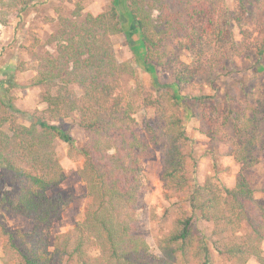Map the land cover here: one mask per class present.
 <instances>
[{"label":"trees","instance_id":"1","mask_svg":"<svg viewBox=\"0 0 264 264\" xmlns=\"http://www.w3.org/2000/svg\"><path fill=\"white\" fill-rule=\"evenodd\" d=\"M35 1L37 0H21L17 4L20 20H23L24 14L34 6ZM51 1L46 0L44 3ZM220 1L223 3L222 8L219 16L215 17L217 8H209L200 1L183 8H171L166 0H114L107 13L98 16L87 15L83 22L74 21L71 28L64 29L58 39L62 54L53 59L45 58L38 76L31 81V86H43L46 89L42 94V100L48 108L44 111L37 110L31 116L33 122L30 127L11 122L10 132L0 128V162L7 164L15 178L26 179L32 187L25 196L18 194L15 201L11 199L9 192H5L0 202L6 205L12 203L14 206L12 211L32 218L34 228L31 237L28 238L31 249L41 250L51 225L59 220L66 205V201L60 198V195L58 198L45 196L46 191L64 180L58 163L52 158L51 153L46 152L48 150L43 149V140L49 136L52 141L59 139L83 155L87 161L88 173L92 174L97 182L103 180L102 183L107 182V185L110 180L115 182L118 192L115 187H111L108 189L113 193L107 194L110 198L117 194L119 201H132L137 197L143 162L153 155L154 146L165 143L161 148L166 159L163 180L183 189L189 184L185 175L188 156L182 152L180 145L190 142L185 118L187 103L193 100L198 106V113L193 109V117L207 121L211 126L210 134L214 136L218 134L222 141L231 145L236 162L242 164L244 170L257 165L261 153H264V102L254 106L227 93L223 99L226 108L222 110L219 106L210 104V96L182 95L186 86H191L198 76L206 75L209 69L213 70L219 63V58L216 64L211 62L212 57L218 54H209L205 50L207 47H214L217 52L225 50V55L231 51L253 52L258 58L253 65L254 71H264V64L261 62L264 57V39H254L250 42L244 38L243 47H240L232 32V22L241 24L248 13L246 6L248 1L235 0L233 10L226 5L225 0ZM254 1L260 8L264 7V0ZM156 9H159L161 14L154 20L152 12ZM106 19L111 21L107 28L111 36L124 33L130 50L139 59V65L150 74L156 88L164 89L159 91L157 99L145 100L147 105L156 108L157 114L164 122L163 127L147 124L144 134L134 132L130 123L131 116L129 117L127 113L128 117L122 119L117 115L122 110L119 100L121 96L118 95L111 101L109 96L105 95V91L110 94V86L96 88L95 94L87 91L89 94L83 100L71 92V85H85L89 77L88 71L96 67L101 73L103 65L108 63L106 56L110 59L112 48H107V34L102 35L101 31L96 34L97 29L103 28L106 24ZM76 28L77 31L80 30L79 33L75 31ZM177 32L184 34L178 36ZM183 51L192 54V61L186 63L181 60ZM67 63H71L72 66L69 68ZM157 67L170 72L174 78L172 84L160 83ZM222 69L224 71L222 74L237 73V70L224 67ZM235 83L239 85L243 84V81L238 80ZM56 88V93H52L51 91ZM98 91H101V96H96ZM184 105L186 108L183 109L185 111L183 115L181 112L179 117L172 116V111H182ZM80 107L83 109L77 110ZM74 110L80 111L81 127L86 130L88 137L96 140L94 135L98 134L96 133L99 131L98 128L104 126L109 134L106 137L107 141L113 143L121 154L117 150L116 154H110L111 149L102 151L97 143L83 149L78 148L68 132L48 124L49 120L62 121ZM102 113L106 114L107 121L103 119ZM229 126L233 127L232 136L225 132ZM171 135L175 140H172ZM23 158L33 163H42L44 170L56 169L57 174L49 178L45 174H34L24 170L19 165ZM110 165L114 169L111 173L109 170L105 171ZM130 183L135 186L128 188ZM101 199L103 201L99 209L89 215L91 227L85 224H81L80 227L82 230H96L100 234L99 238L103 236L104 245L108 252L110 251L109 260L101 256L100 258L89 256L90 259L86 260L83 257V244L79 241L74 244L71 251L67 245L63 247L57 243L58 253L51 258L48 256V259L43 255L40 260L30 255L29 250L25 252L20 246L15 245L14 234L1 222L0 236L6 238L9 251L20 264L46 262L53 264V261L55 264H62L75 258H78L75 264H114V261L115 264H141L149 261V258L154 259L156 256L150 254L151 249L146 240L129 231L131 228L124 222L125 216L122 212L110 218L102 215V208L105 206L103 195ZM189 201L191 216L179 220L178 224L181 227L163 240L165 245L162 250L165 256L173 257L176 252H180L186 257V246L189 245V241L192 242L193 225L202 221L216 225V232L213 235L215 241L204 233L200 235L202 264H214L210 246L220 254L236 258L244 264L252 258L264 264V206H258L249 179L240 174L232 189L219 187L211 182L204 185L196 183L191 189ZM246 229L250 230L247 235L241 232ZM230 237H234V243L227 239ZM66 255L69 260H65ZM183 256L180 258L184 261L182 264H188ZM176 260L175 258V261L170 263L163 260L155 262L178 264Z\"/></svg>","mask_w":264,"mask_h":264},{"label":"rangeland","instance_id":"2","mask_svg":"<svg viewBox=\"0 0 264 264\" xmlns=\"http://www.w3.org/2000/svg\"><path fill=\"white\" fill-rule=\"evenodd\" d=\"M20 1L0 0V128L6 132H10L11 122L30 127L33 122L31 116L37 110L44 111L48 108V105L42 100V94L46 89L43 86H31V81L38 76L42 67L41 63H45V58L52 57L53 59L62 54L58 39L64 29L71 28L74 21L83 22L87 15L98 16L107 13L114 0H52L46 4L44 3L46 0H37L33 3L34 6L24 14L23 20L18 17L17 4ZM166 1L169 2L171 8H183L192 3L201 2L209 8H217L215 17L219 16L223 4L220 0ZM245 1H248L247 4L245 3L248 13L243 22L239 25L232 22L234 39L240 47H243L244 38L250 42L254 39H264V7L260 8L254 0ZM224 2L230 10H233L235 0H225ZM160 14L159 9L154 10L152 12L153 19L157 20ZM110 22L109 19H106L103 28H98L96 31V34L100 31L102 35L107 34V48H112L110 59L105 55L108 63L103 65L101 73L96 67L89 70L86 84L71 85V92L75 97L83 100L89 93L94 92L95 94L96 88L110 86V94L105 91V95L109 96L111 101L116 96H121L119 100H121L122 110L117 115L122 119L131 116L130 123L134 132L144 134L147 124L163 127L164 122L157 114L156 108L147 105L145 100L146 98L157 99L159 91L164 89L156 88L150 74L139 65V59L128 46L126 35L120 33L111 36L107 29ZM72 27L75 28L74 25ZM127 27L128 25H126ZM75 31L80 32V30L77 31V28ZM180 34H184V32H177L178 36ZM174 39L176 40V38ZM205 50L209 54H218V56L212 57L211 62L216 64L219 58L220 64L217 63L213 70L209 69L206 75L198 76L191 86H186L183 96L186 94L210 96V104L217 105L222 110L226 108L223 99L227 93L248 101L254 106L264 102V71H254L253 65L258 60L255 53L231 51L225 55V50L217 52L214 47H207ZM182 53L181 60L183 62L192 61L191 53L187 51ZM80 59H84V57H80ZM261 62L264 64V57ZM67 66L70 68L72 65L67 63ZM222 67L237 70V73L222 74L224 72ZM157 73L162 85L173 83L174 78L168 70L157 67ZM238 80H242L243 84L235 83ZM89 85L90 87H88ZM56 91L57 88L51 92L56 93ZM96 96H101V91H98ZM187 104L185 123L190 142L186 145L181 143L183 146L180 145V149L188 156L185 175L189 184L183 189L174 187L172 182L163 180L166 159L161 148L165 143L154 146L153 155L143 162L137 197L132 201H119L117 194L113 195V198L107 194L113 193L108 189L111 187H115L118 192L115 182L110 180L108 185L107 182L103 184V180L97 182L96 178L88 173L87 161L83 155L59 139L52 141L49 136L43 140V149L51 153L64 175V180L46 191L45 196L58 198L60 195V198L66 201V205L59 220L51 225L45 244L41 246V250H38L37 248L31 249L28 242L34 228L32 218L12 211L14 208L12 203L6 205L0 202V222L14 234L15 245L20 246V249L25 252L29 250L30 255L41 260L43 255L48 259V256L51 258L58 253L57 243L63 247L67 245L68 250L71 251L74 244L79 241L83 244V257L86 260L90 259L89 256L111 259L110 251L108 252V248L104 245L103 236L99 238L100 234L96 230H82L80 227L81 224L91 227L92 222L88 220L89 215L99 209L103 195L105 206L102 208V215L110 218L118 212H122L125 216L124 222L131 228L129 231L144 238L151 249L150 254L156 256L141 264H159L156 262L162 260L170 263L174 262L175 258L178 264H182L184 263L180 259L183 256L182 253L176 252L173 257L163 254L162 248L165 245L163 240L181 227L178 224L179 220L191 216L189 196L196 183L204 185L211 182L216 186L232 189L236 184L237 177L241 174L249 179L258 206H264V153H261L257 165L244 170L243 165L234 159L231 145L222 141L218 134L215 136L210 134L211 126L207 121L193 117V109L196 110L195 112L198 111L196 102L190 100ZM185 108L186 105L182 111H172V116L179 117L181 112L183 115ZM82 109L80 107L77 110ZM77 110L68 114L62 121L49 120L48 124L58 126L68 132L78 148L83 149L97 143L102 151L111 149L110 154H116L115 150L121 154L113 143L107 141L106 137L109 134L104 126L98 128L99 131L96 132L98 134L94 135L96 140L88 137L86 130L81 127L82 117L80 111L76 112ZM102 115L103 119L107 121L106 114L102 113ZM225 132L232 136L233 127L229 126ZM171 137L172 140H175L173 135ZM19 165L24 170L34 174H45L49 178L57 174L56 169L54 171L44 170L42 163H33L26 158L21 159ZM118 165L119 163L117 167ZM108 170L109 173L114 171L111 165L105 169L106 172ZM134 186L135 184H128V188ZM31 189L32 187L26 179L15 178L7 164L0 162V200L5 192H9L11 199L15 201L18 194L25 196ZM215 232L216 225L214 224L199 221L193 225L192 242L189 241V245L186 246L187 256H183L188 264H202L200 235L204 233L208 235L209 239L215 241L216 238L213 236ZM241 232L247 235L250 230H241ZM227 234L230 235V233ZM227 239L234 243V237ZM175 248L176 246H174ZM9 249L6 238L0 236V264H20ZM210 251L214 264H244L236 258L220 254L212 246H210ZM65 260H69L68 255ZM77 260L78 258H75V260H69L62 264H75ZM53 264H55L54 261ZM245 264L260 263L252 258Z\"/></svg>","mask_w":264,"mask_h":264}]
</instances>
